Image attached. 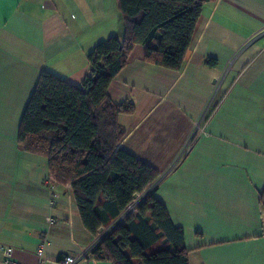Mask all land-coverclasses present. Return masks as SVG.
I'll return each mask as SVG.
<instances>
[{
    "label": "crops",
    "instance_id": "obj_1",
    "mask_svg": "<svg viewBox=\"0 0 264 264\" xmlns=\"http://www.w3.org/2000/svg\"><path fill=\"white\" fill-rule=\"evenodd\" d=\"M122 23L117 0H0V246L17 264H62L95 246L70 187L18 133L40 75L81 86L88 56ZM263 30L264 0H209L179 72L146 62L139 45L108 90L135 106L118 118L119 147L160 174L154 198L183 230L189 264H264ZM225 72L206 133L166 175ZM78 264L112 263L91 253Z\"/></svg>",
    "mask_w": 264,
    "mask_h": 264
},
{
    "label": "trees",
    "instance_id": "obj_2",
    "mask_svg": "<svg viewBox=\"0 0 264 264\" xmlns=\"http://www.w3.org/2000/svg\"><path fill=\"white\" fill-rule=\"evenodd\" d=\"M208 1L117 0L122 33L90 53V70L81 86L49 72L39 77L20 124L18 144L24 152L48 160L53 181L70 187L85 229L95 236L160 175L119 147L127 131L118 118L133 115L135 106L113 103L110 85L139 45L145 47L146 62L179 72ZM206 65L215 68L217 62L207 59ZM92 257L112 264H189L183 230L174 226L154 195L116 226Z\"/></svg>",
    "mask_w": 264,
    "mask_h": 264
},
{
    "label": "built area",
    "instance_id": "obj_3",
    "mask_svg": "<svg viewBox=\"0 0 264 264\" xmlns=\"http://www.w3.org/2000/svg\"><path fill=\"white\" fill-rule=\"evenodd\" d=\"M264 37V30L254 36L253 39L257 40L259 38ZM236 58V57H235ZM234 59H232L231 64H233ZM231 64L229 69L231 68ZM227 76V72L223 73L218 79H216V83L214 85V91L211 99L209 100L206 109L204 110L203 114L198 118V120L194 123L192 130L190 131L182 149L176 156L174 162L170 166V169L167 171L166 174L172 172L176 167H178L190 154L192 148L194 147V144L196 141L203 136L206 133V127L208 122L211 120L213 113L216 109V96L218 92L220 91L223 81L225 77ZM157 182H154L149 188H147L144 192L135 194L134 199L132 203L126 208L125 212L111 225L107 227H101L98 230L97 234V240L95 243V246L91 248V250H88L85 254H80L75 257L66 256L62 260V264H78L79 262L89 259L91 253L96 248V246L110 233L114 230L116 226H118L120 223H122L127 217L136 214L138 207L150 196L154 195L155 191L159 187V184L161 182L160 180H156ZM90 254V255H89ZM0 255L3 256L2 258V264H17L12 259V251L10 249L4 248L0 246ZM47 260L45 258L40 259L39 264H46Z\"/></svg>",
    "mask_w": 264,
    "mask_h": 264
},
{
    "label": "rangeland",
    "instance_id": "obj_4",
    "mask_svg": "<svg viewBox=\"0 0 264 264\" xmlns=\"http://www.w3.org/2000/svg\"><path fill=\"white\" fill-rule=\"evenodd\" d=\"M192 128H193V127H192ZM183 145H184V144H183ZM182 147H183V146H182ZM182 147L180 148V150L182 149ZM180 150H179V152H180ZM179 152H178V153H179ZM177 155H178V154H177ZM177 155H176V156H177ZM175 158H176V157H175ZM174 160H175V159H174ZM171 165H172V164H171ZM168 174H169V173H168ZM166 175H167V174H166Z\"/></svg>",
    "mask_w": 264,
    "mask_h": 264
}]
</instances>
